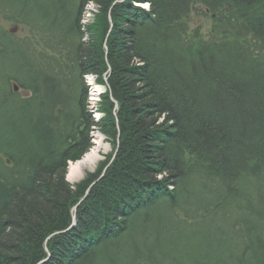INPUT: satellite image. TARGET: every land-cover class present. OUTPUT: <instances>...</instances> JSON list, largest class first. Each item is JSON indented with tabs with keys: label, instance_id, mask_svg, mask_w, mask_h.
Masks as SVG:
<instances>
[{
	"label": "trees",
	"instance_id": "trees-1",
	"mask_svg": "<svg viewBox=\"0 0 264 264\" xmlns=\"http://www.w3.org/2000/svg\"><path fill=\"white\" fill-rule=\"evenodd\" d=\"M0 13L44 46L0 30L2 85L32 91L0 92V264H226L202 254L239 246L236 264H264V0H0ZM91 73L109 87L98 127L121 141L74 217L94 179L66 175L91 147Z\"/></svg>",
	"mask_w": 264,
	"mask_h": 264
},
{
	"label": "rangeland",
	"instance_id": "rangeland-1",
	"mask_svg": "<svg viewBox=\"0 0 264 264\" xmlns=\"http://www.w3.org/2000/svg\"><path fill=\"white\" fill-rule=\"evenodd\" d=\"M93 5H95L94 2H91V3H88L87 6L85 7L84 9V14L82 16V19H81V22H82V25H83V28H82V31L84 32V41L88 42L90 40V33L88 34L87 31H88V28L93 25V24H97L96 20L98 19V16L99 14L101 13L100 11V6H96L93 8ZM148 3H146L147 5ZM89 7H92L93 9V12L92 13H88V8ZM89 14H92L91 16L88 17ZM196 14V13H195ZM193 14V15H195ZM111 15V14H110ZM198 19L196 22H192V27L196 26L198 24H201L203 27L202 31L204 32H207L209 30V25H207V23L209 24V22L211 23L212 20L211 19H206V18H203L201 16H196ZM111 20V19H110ZM207 22V23H206ZM0 30H4V31H7L9 32L12 36L14 35L15 37H17L18 39L21 40V44L22 42H24L25 40L31 44L34 43V45H37L40 49H43L44 46L42 45L43 42H42V34L40 32H33V31H30L29 27L28 26H23V25H20L10 19H7L4 15H1L0 13ZM98 30V33H100L99 29ZM207 37H208V34H205ZM6 61L5 60H2V58H0V85L2 86L0 88V92H4L3 91V88L7 89V90H12L14 91L15 94H17V98H27L29 96L32 95V91H28V90H24L20 84H18V82L15 80V81H12L11 79H5V85H2L3 83V77H4V74H3V70H2V66H5ZM85 79H86V83H87V86L89 87V93H88V101H87V109L89 110V114L91 116V120H93V126L90 127V141H91V147H89V149L86 151V153H88V151L92 148L93 146V136H94V133L95 132H99L100 134H102L104 137H105V141L107 142V144L110 146L109 149L107 150V152L104 153V158L101 159L99 161V165L97 167V169L95 170L94 173H87L88 177H92L94 178L93 179V182L90 184L89 187L92 186V188H94L96 186V184L98 182H100L101 180H103V178L101 179H98V177L100 176H103L105 177L106 176V172L107 170L111 167V165L114 163L113 161L116 159V156L118 155L119 151H118V145L120 144V135L119 134L117 137L118 139L117 142L115 143V140H113L111 137H109L108 135H106L105 133L102 132V130L98 127V123L101 122L105 115V112L104 110H102L101 108V104L103 102V94H105L107 91H108V86L106 84H100L99 81H98V76L94 75V74H88V75H85L84 76ZM91 79L93 80V82H91ZM15 86H17V88H15ZM96 86L97 87H104V89L102 90V92L100 93V99H98L96 101V105H94L92 102L94 101L93 100V97L91 96V92H92V89L93 87ZM9 97V96H8ZM1 98V97H0ZM10 98V97H9ZM8 98V100H9ZM7 107H9V103L6 104ZM5 107V109L7 108ZM118 108V107H117ZM99 115V116H98ZM165 119H161L160 122L164 121ZM86 153L84 155H86ZM84 157V156H83ZM81 159V158H79ZM71 162V161H70ZM67 180L70 184L72 185H75V184H78L80 182H74V183H71L67 177ZM76 186V185H75ZM89 187L87 188L86 190V194H85V197L83 199H81V201L75 205V206H78L81 202H83L84 200H86V198L88 197L87 195H89L91 189H89ZM74 211V210H73ZM75 214H74V217L76 215V211H74ZM175 212L180 214L179 213V210L178 209H175ZM76 219V218H75ZM203 235V234H202ZM239 249H240V246L239 247H233L231 250L229 251H223L222 248L220 247H216L214 248L213 250L211 251H208L207 253H203L202 256L203 258L205 259L207 257V254H211L213 253L212 255H216V258H221L226 264H236V262L234 261V257H233V252L235 253H238L239 252ZM264 252V249L262 250ZM215 252V253H214Z\"/></svg>",
	"mask_w": 264,
	"mask_h": 264
},
{
	"label": "bare ground",
	"instance_id": "bare-ground-1",
	"mask_svg": "<svg viewBox=\"0 0 264 264\" xmlns=\"http://www.w3.org/2000/svg\"><path fill=\"white\" fill-rule=\"evenodd\" d=\"M91 2H93V1H90L89 3H91ZM145 5H146V3L142 4L141 8L143 7L145 9H150V4H147V7H145ZM92 6H93V8L96 7L93 4H92ZM88 11H89L88 13H92L93 12L92 7H89ZM91 15L92 14H89L88 17ZM244 26H246V25H244ZM91 82H93L92 79H91ZM103 89H104V87H97V88H96V86L93 87L92 92H91V96L93 97L94 101L92 103L94 105H96V101L98 99H100V93L102 92ZM92 141H93V146L88 151V153H86V155H84V157L82 156L81 159L70 160L71 162L69 161L67 163L68 167H67L66 175H67V177L71 183L84 181L86 179V177L88 176L87 173H89V172L94 173L95 170L97 169L98 165H99V161L104 158V153L107 152V150L110 147L107 144V142L105 141V137L102 134H100L99 132L94 133ZM101 178H104V177L103 176L98 177V179H101ZM91 188H92V186L89 187V189H91ZM78 208H79L78 206H75L73 208V210L77 212ZM74 214H75V212H74ZM72 227H73V225H71L69 228H72Z\"/></svg>",
	"mask_w": 264,
	"mask_h": 264
},
{
	"label": "snow or ice",
	"instance_id": "snow-or-ice-1",
	"mask_svg": "<svg viewBox=\"0 0 264 264\" xmlns=\"http://www.w3.org/2000/svg\"><path fill=\"white\" fill-rule=\"evenodd\" d=\"M145 7H147V5H145Z\"/></svg>",
	"mask_w": 264,
	"mask_h": 264
},
{
	"label": "water",
	"instance_id": "water-1",
	"mask_svg": "<svg viewBox=\"0 0 264 264\" xmlns=\"http://www.w3.org/2000/svg\"><path fill=\"white\" fill-rule=\"evenodd\" d=\"M15 88H17V86H15Z\"/></svg>",
	"mask_w": 264,
	"mask_h": 264
}]
</instances>
